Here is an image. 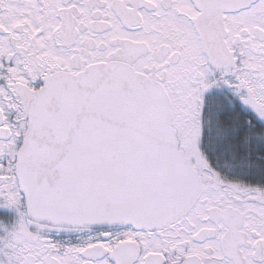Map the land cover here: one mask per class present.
<instances>
[{
	"label": "snow or ice",
	"instance_id": "1",
	"mask_svg": "<svg viewBox=\"0 0 264 264\" xmlns=\"http://www.w3.org/2000/svg\"><path fill=\"white\" fill-rule=\"evenodd\" d=\"M0 264H264V0H0Z\"/></svg>",
	"mask_w": 264,
	"mask_h": 264
}]
</instances>
